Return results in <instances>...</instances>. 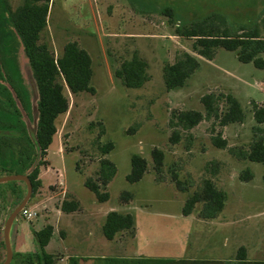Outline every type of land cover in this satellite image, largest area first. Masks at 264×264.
I'll use <instances>...</instances> for the list:
<instances>
[{"label":"rangeland","instance_id":"obj_1","mask_svg":"<svg viewBox=\"0 0 264 264\" xmlns=\"http://www.w3.org/2000/svg\"><path fill=\"white\" fill-rule=\"evenodd\" d=\"M23 2L0 0V57L8 59L7 69L0 65V91L6 92L5 79L8 73H15L10 66L16 62L32 92L34 113L32 118L25 113L24 117L35 130L37 91L10 16ZM166 8L170 15L163 12ZM218 16L234 30L259 27L264 36V0H52L44 37L56 54H61L69 41L88 43L93 59L92 85L97 92L69 93V111L58 119V132L41 166L42 187L27 205L36 209L38 216L25 220L19 215L10 228V264H25L26 257L39 250L35 232L47 225H53L55 232L46 252L58 255L59 264H68L70 257L75 264H144V259L234 264L241 247L246 248L248 260L264 261V165L238 160L212 140L220 134L230 147H249L257 126L253 104L264 106V68L243 63L236 52L220 49L213 60L203 58L181 89L169 91L163 77L167 63L175 62L184 52L195 54L194 40L177 36L170 19L194 25ZM133 52L149 66L150 80L141 88L124 87L113 76L118 62L112 60H127ZM211 92L236 97L245 121L222 127L205 120L191 130L189 148L186 139L172 145V110L205 113L201 97ZM0 102L5 104L2 97ZM109 142L114 149L104 155L101 147ZM155 147L166 153V182L157 180L152 158ZM135 154L147 160L148 170L141 181L131 183L127 176ZM105 157L117 170L108 186L110 198L101 203L85 181L98 178ZM213 161L220 163L214 179L228 193L226 207L213 220L198 217L201 206L185 217L183 207L208 175L205 166ZM174 164L181 180L193 181L190 192L180 191L170 181L169 170ZM245 169L253 172L252 180H241ZM4 173L0 170V177L8 176ZM1 184L6 187V183ZM124 192L133 196L128 203L121 202ZM66 199L79 200L80 210L63 212ZM4 209L0 211V240H5L4 228L10 216V207ZM112 211L133 216L134 235L125 231L112 241L104 236L103 225ZM3 253L0 264L7 259V250Z\"/></svg>","mask_w":264,"mask_h":264},{"label":"trees","instance_id":"obj_2","mask_svg":"<svg viewBox=\"0 0 264 264\" xmlns=\"http://www.w3.org/2000/svg\"><path fill=\"white\" fill-rule=\"evenodd\" d=\"M52 0H24L23 4L15 11H11V22L15 33L21 40V45L31 68L33 81L37 91V126L31 130L24 120V113L32 118L34 108L32 105V92L25 84L24 78L15 62L12 67L15 73H8L5 79L8 87L6 92L0 91L5 104L0 102V170L5 175H27L33 184L34 198L42 187L40 179L41 166L45 165V156L58 132L57 121L69 111V93L96 94V88L92 85L93 59L91 54L83 48L78 41H69L65 44L61 54H56L52 44L44 37L48 26V16ZM171 14V10H163ZM170 21L175 25V34L188 39H193V53L184 52L173 63H167L163 69L165 87L169 91L183 88L188 79L200 68L201 61L213 60L218 50L236 52L238 59L243 63H253L257 68H264V36L260 28L252 30L240 27L236 30L226 26L222 17L212 18L210 21L198 22L194 25H184L180 21ZM264 23V17L262 18ZM9 36V32H7ZM9 40V38H8ZM6 38V43H7ZM9 47V46H8ZM116 60V61H115ZM8 59L0 57V65L7 69ZM114 78L120 85L127 88H141L149 80L148 63L137 52H133L127 60L114 58ZM11 64V63H10ZM4 88V91H5ZM5 99V100H4ZM204 112L189 109H174L170 115L169 137L172 145L179 144L183 139L188 142L189 148L193 141L191 130L202 121L213 120L214 123L225 127L231 124L243 123L246 114L240 101L227 93H207L201 97ZM223 103V107H222ZM254 119L257 126L254 127V138L247 149L230 147L226 139L220 134L212 138L213 144L220 149H227L229 154L238 160L262 163L264 165V106L254 103ZM190 133V134H189ZM114 144L109 142L101 147L104 155L110 154ZM154 170L159 182H166L164 166L166 153L155 147L152 150ZM132 170L127 176L131 183L143 179L148 170V162L141 154H135L131 159ZM101 168L97 173L98 178H88L85 186L95 195L98 202H106L110 198L108 186L116 173V165L108 158H102ZM220 163L213 161L205 166L206 177L201 185L191 193L187 199L182 213L188 217L198 210V217L203 220L216 219L225 209L228 193L220 188L215 177L219 173ZM176 164L172 165L169 173L172 183L183 192H190L193 187L191 179L181 180ZM241 180L246 182L253 178V172L245 169ZM0 184V211L10 207L9 215L21 204L27 194V185L24 181L6 182V187ZM132 194L124 192L122 203L132 200ZM79 200L63 201L61 210L65 213H74L80 210ZM1 213V212H0ZM134 218L131 214H123L117 211L108 213L103 225L104 236L108 240H115L125 231L134 235ZM55 229L53 225H47L35 232L39 244V250L28 256L29 264H59L60 257L46 252ZM5 242L0 243V252L3 256ZM130 259V258H129ZM129 259H125L127 262ZM144 264H175L172 259H144ZM185 262V261H184ZM190 264H206L196 260L186 261ZM233 263V262H230ZM68 264H75L72 257ZM234 264H264V261H252L247 258V250L241 247Z\"/></svg>","mask_w":264,"mask_h":264},{"label":"water","instance_id":"obj_3","mask_svg":"<svg viewBox=\"0 0 264 264\" xmlns=\"http://www.w3.org/2000/svg\"><path fill=\"white\" fill-rule=\"evenodd\" d=\"M10 181H24L27 185V194L23 199V201L21 202V204L10 214L5 224L4 237H5V245L7 249V259L4 264H10L13 259V252L9 239L10 228L12 227L14 220L20 215L22 209L28 205L30 199L32 198L33 190H34L33 184L27 175L13 174V175L0 177V184Z\"/></svg>","mask_w":264,"mask_h":264},{"label":"built area","instance_id":"obj_4","mask_svg":"<svg viewBox=\"0 0 264 264\" xmlns=\"http://www.w3.org/2000/svg\"><path fill=\"white\" fill-rule=\"evenodd\" d=\"M20 215L25 220H33L38 216V211L36 209L30 208L29 206H26L22 209Z\"/></svg>","mask_w":264,"mask_h":264},{"label":"flooded vegetation","instance_id":"obj_5","mask_svg":"<svg viewBox=\"0 0 264 264\" xmlns=\"http://www.w3.org/2000/svg\"><path fill=\"white\" fill-rule=\"evenodd\" d=\"M26 86H27V85H26ZM27 87H28V86H27ZM28 89H29V87H28ZM29 90H30V89H29ZM30 91H31V90H30ZM36 102H37V101H36ZM24 120H25V117H24ZM25 122H26V120H25ZM26 124H27V122H26ZM27 125H28V124H27ZM28 126H29V125H28ZM29 128H30V127H29ZM40 170H41V169H40ZM40 179H41V178H40ZM3 240H4V239H3ZM4 242H5V240H4ZM5 247H6V245H5ZM5 250H7V249H5ZM1 253H2V252H0V255H1ZM3 254H4V253H3ZM27 258H28V257H26V263H25V264H29V263L27 262ZM12 260H13V259H12ZM5 261H6V260H5ZM5 261H3V262L5 263ZM4 263H3V264H4Z\"/></svg>","mask_w":264,"mask_h":264},{"label":"crops","instance_id":"obj_6","mask_svg":"<svg viewBox=\"0 0 264 264\" xmlns=\"http://www.w3.org/2000/svg\"><path fill=\"white\" fill-rule=\"evenodd\" d=\"M80 42V41H79ZM81 44V43H80ZM81 46H83V48H85L89 53H90V51L88 50V48H90L89 47V45H88V43H87V45H85V46H87V47H85L84 45H82L81 44ZM91 54V53H90ZM41 177H42V174H41ZM0 243H1V240H0Z\"/></svg>","mask_w":264,"mask_h":264}]
</instances>
